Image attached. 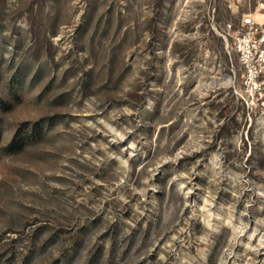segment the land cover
I'll return each instance as SVG.
<instances>
[{
  "label": "rangeland",
  "instance_id": "obj_1",
  "mask_svg": "<svg viewBox=\"0 0 264 264\" xmlns=\"http://www.w3.org/2000/svg\"><path fill=\"white\" fill-rule=\"evenodd\" d=\"M263 56L264 0H0V264H264Z\"/></svg>",
  "mask_w": 264,
  "mask_h": 264
},
{
  "label": "built area",
  "instance_id": "obj_2",
  "mask_svg": "<svg viewBox=\"0 0 264 264\" xmlns=\"http://www.w3.org/2000/svg\"><path fill=\"white\" fill-rule=\"evenodd\" d=\"M253 25L254 22L252 19H243L242 26L247 27L249 30L245 33L238 32L235 36L234 46L235 50L240 54L241 59L244 62H248L253 56V50L255 48V44L253 41ZM262 63L264 65V56L262 59Z\"/></svg>",
  "mask_w": 264,
  "mask_h": 264
}]
</instances>
